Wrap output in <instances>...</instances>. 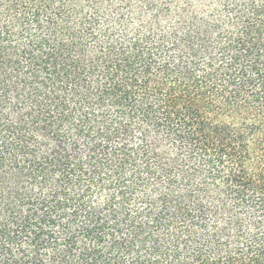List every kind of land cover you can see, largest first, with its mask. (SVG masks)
Wrapping results in <instances>:
<instances>
[{"label":"trees","instance_id":"trees-1","mask_svg":"<svg viewBox=\"0 0 264 264\" xmlns=\"http://www.w3.org/2000/svg\"><path fill=\"white\" fill-rule=\"evenodd\" d=\"M0 264H264V0H0Z\"/></svg>","mask_w":264,"mask_h":264}]
</instances>
